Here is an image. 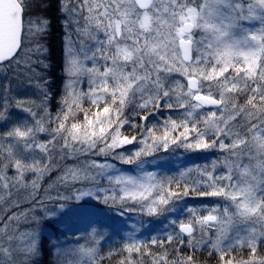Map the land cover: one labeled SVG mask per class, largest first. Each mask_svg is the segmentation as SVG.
<instances>
[{"label": "snow or ice", "instance_id": "6c2138e0", "mask_svg": "<svg viewBox=\"0 0 264 264\" xmlns=\"http://www.w3.org/2000/svg\"><path fill=\"white\" fill-rule=\"evenodd\" d=\"M51 6L0 0V121L13 100L31 117L0 132V205L13 189H32L23 211H12L18 201L0 207V264H37L45 250L56 264L69 253L77 257L69 264L113 256L117 264H199L205 252L209 264H264V0H57L68 80L54 116L49 82L35 67L48 65L32 55L43 46L33 49L28 39L47 32L50 21L40 14ZM174 72L186 83L169 82ZM85 80L88 90L77 89ZM26 85L37 90L38 104L15 97ZM128 129L136 134L125 135ZM178 150H219L223 159L180 164L170 174L149 169ZM81 156L87 159L37 195L57 158ZM86 197L121 216L162 218L164 229L142 240L134 228L107 257L98 252L103 234L95 228L91 242L74 249L62 235H42L41 222L59 224L60 213L92 215ZM206 197L218 199L189 204ZM73 201L84 203L68 207ZM21 217L37 228L19 231Z\"/></svg>", "mask_w": 264, "mask_h": 264}, {"label": "trees", "instance_id": "16d2710c", "mask_svg": "<svg viewBox=\"0 0 264 264\" xmlns=\"http://www.w3.org/2000/svg\"><path fill=\"white\" fill-rule=\"evenodd\" d=\"M47 3L52 5L47 11L43 12L42 17L47 18L50 21L46 33H38L34 36L29 37L28 39L31 41L29 47L36 49L39 46H43L42 50L39 52H33V59L37 61H43L48 65L47 68L41 67L40 64H36L35 67L37 70L46 77V81L48 83L49 96L51 98L49 110L53 114L61 107V100L64 95V85L66 84L68 77L64 71L66 60L64 55V38L66 35V31L63 28V20L59 15L58 9L56 7L57 0H47ZM247 27H259L258 22L248 23L245 22ZM75 38V37H73ZM175 79L169 76V82H174ZM171 86V85H170ZM77 89L83 88L84 83L81 85H76ZM47 90V89H46ZM85 91V90H84ZM15 97H18L22 100L30 102L35 100L37 104L39 103L41 97L39 96L36 89L25 86L22 89H18L15 92ZM89 106L88 102H84V107L87 108ZM2 110V109H0ZM34 110L37 112H41V108L34 107ZM80 119H82V114H78ZM168 113L165 112V116ZM6 119L0 121V132L8 130L15 125L22 123L25 120L31 121V117L25 113L21 108L15 107V101L13 100V106L8 109L6 114ZM162 119V118H161ZM125 135H134L136 134L133 130L128 129L124 133ZM48 136L46 133H39L37 135V140L40 143H46L48 140ZM131 148L132 146H127ZM22 151V146H21ZM219 151V150H218ZM213 151V152H218ZM201 153H184L183 150H178L176 156H167L161 158V167L156 168L153 166H149V169L152 171L166 172L167 174L171 173V170L176 168L178 165H193L197 161ZM39 150H36V157H40ZM210 156V155H209ZM87 159L86 157H79L78 159H64L59 160L57 158L58 168L44 176L41 181V187L37 192L38 196L43 195V188L48 185L49 182L56 179L58 175H60L61 170L66 167H71L82 161ZM122 169H124L125 173L128 175H135L136 169L130 165H119ZM13 173L9 170L8 175L11 176ZM32 174L29 173L27 176V181L30 182L32 179ZM106 183V182H105ZM32 191L31 187H21L19 189L12 190L11 200L8 201L6 197L7 203L5 205H0V207L11 206L15 202H19V208L12 207V211H23L24 209L29 207V193ZM87 200V204L85 207L90 209L92 215L85 216L81 214H73L65 216L63 213H60L55 218L56 220H61L63 216V220L59 224H53L48 221H42L39 225L40 231L44 237H47L49 232H54L58 236H61L65 240V244L69 248H76L79 244H83L87 246L91 242L90 231H88L92 226L101 227L106 224L105 221L102 220L104 217L108 220V227L110 228V233L108 235H103V239L100 240V244L97 246L98 252L107 257L110 249L122 247L124 243L128 241L129 234L133 232L134 228H138L139 232L136 235L142 239L146 240L152 235H159L162 233L164 229L163 219L149 217V216H140L137 214L128 215H118L116 214L115 208L110 207L109 205H105L98 200H93L90 198H85ZM216 202V198L206 197V198H196L189 199L190 205L202 204V206L207 207L212 203ZM84 202L81 201L79 203L73 201L68 204V207H79L80 204ZM67 212V208L65 209ZM97 216V217H95ZM175 214H170V219L173 218ZM143 221V223H141ZM19 231L23 232L28 230L29 228H37V225L34 223H29L21 217L19 225ZM98 234V233H97ZM99 238V235L97 236ZM190 250L185 249V254H189ZM77 259L72 253H69L68 256L64 257V264H69V261H75ZM119 257L113 256L112 258H106L103 261V264H117ZM197 260L199 264H209L207 259V253H203V255L197 254ZM37 264H56L55 256L52 252L45 250L43 255L37 261ZM214 264V262H212Z\"/></svg>", "mask_w": 264, "mask_h": 264}, {"label": "rangeland", "instance_id": "374dc122", "mask_svg": "<svg viewBox=\"0 0 264 264\" xmlns=\"http://www.w3.org/2000/svg\"><path fill=\"white\" fill-rule=\"evenodd\" d=\"M200 35H201V33H199V31L197 30V32H196V38L199 39ZM170 76L173 77L175 80H181L182 82H185L186 83V81H183V77L179 73L174 72ZM82 83H84V90L87 91L88 90V85H87L86 80L83 81ZM82 83H79V85H81ZM216 151H218V150H216ZM222 159H223V156H222V154L219 151L218 152H213V151H211V152H205V153H201L199 155V157L196 160L197 162L195 164H193L192 166L197 165V164L198 165H201V166H203L205 164H209L210 165V163H211L212 160H222ZM217 199L218 198H216V200ZM213 204L214 203H212L211 205H213ZM95 217H97V216H95ZM102 220L105 221L106 224H104L103 226H101L99 228L96 227V226H92L88 230V231H90V234L92 233V229L93 228L96 229V232L98 234L108 235L110 233L109 232L110 231V228L108 227L109 226L108 225V220L105 219L104 217L102 218ZM262 250H264V249H262Z\"/></svg>", "mask_w": 264, "mask_h": 264}]
</instances>
